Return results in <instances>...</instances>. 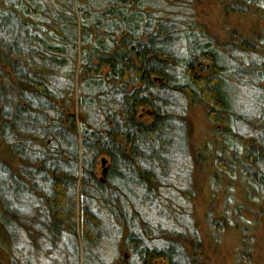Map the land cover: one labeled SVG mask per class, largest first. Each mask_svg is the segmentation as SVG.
<instances>
[{
	"label": "trees",
	"instance_id": "trees-1",
	"mask_svg": "<svg viewBox=\"0 0 264 264\" xmlns=\"http://www.w3.org/2000/svg\"><path fill=\"white\" fill-rule=\"evenodd\" d=\"M193 1L0 0V243L57 227L87 252L104 208L128 232L117 264L198 263L193 240L185 257L176 236L129 229L136 205L189 193L170 172L192 159L185 103L232 136L228 56L196 35Z\"/></svg>",
	"mask_w": 264,
	"mask_h": 264
},
{
	"label": "rangeland",
	"instance_id": "rangeland-1",
	"mask_svg": "<svg viewBox=\"0 0 264 264\" xmlns=\"http://www.w3.org/2000/svg\"><path fill=\"white\" fill-rule=\"evenodd\" d=\"M165 1L169 5L181 0ZM250 1L245 13L234 6L228 8L226 0L192 2L188 15L207 34L202 36L203 30L196 29V35L202 42L211 38L214 48L228 56L223 89L232 136H226L225 147L218 137L223 130L208 120V108L185 103L191 135L190 150L184 153L192 159L182 163L176 156L179 163L170 172L180 179L188 175L189 181H181L178 190L189 189V193L166 197L159 192L149 207L136 205L138 217L129 228L138 226L142 232L148 225L151 238L156 230L161 238L176 236L184 245L180 250L184 256L187 242L195 241L199 245L196 264H264V0ZM177 14L178 19L184 18V12ZM98 212L103 224L87 252L79 235L75 239L72 232L54 227L48 239L40 240L38 232H19L13 241L1 242L0 264L120 263L127 228L116 226L106 209ZM127 255L129 259L131 253Z\"/></svg>",
	"mask_w": 264,
	"mask_h": 264
}]
</instances>
